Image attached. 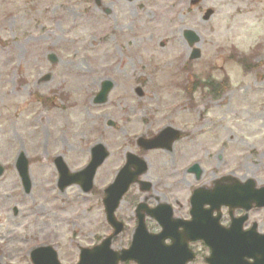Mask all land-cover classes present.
<instances>
[{"label": "rangeland", "instance_id": "1", "mask_svg": "<svg viewBox=\"0 0 264 264\" xmlns=\"http://www.w3.org/2000/svg\"><path fill=\"white\" fill-rule=\"evenodd\" d=\"M185 31L198 36L193 47ZM105 81L107 101L95 105ZM263 123L264 0H0V264H31L39 247L76 264L79 248L111 233L103 189L125 155H141L137 139L165 127L184 138L174 153L145 154L144 180L161 202L163 191L170 200L176 186L196 184L183 172L194 162L204 171L199 183L232 167L263 180ZM96 144L109 155L92 190L59 191L53 160L75 173ZM21 154L29 193L15 168ZM131 207L122 201L116 211L126 232L113 239L114 251L130 243Z\"/></svg>", "mask_w": 264, "mask_h": 264}, {"label": "water", "instance_id": "2", "mask_svg": "<svg viewBox=\"0 0 264 264\" xmlns=\"http://www.w3.org/2000/svg\"><path fill=\"white\" fill-rule=\"evenodd\" d=\"M95 1L98 2V0ZM210 15V11L206 12L204 19L207 20ZM183 36L190 47H193V45L199 41L198 36L191 31H185ZM199 56V50L193 48L190 59L196 60ZM49 59L51 62L56 61L55 57L52 55ZM110 89V82H103L93 103L96 105L104 104L107 101ZM138 94L141 95L139 90ZM177 137L178 132L176 130L166 128L153 140L147 141L140 138L138 140V145L145 151L153 149L169 150L171 143L177 139ZM107 157L108 152L105 147L96 144L91 149V159L87 166L76 173H70L63 160L61 158H56L54 160V165L59 176L58 189L63 191L71 185H78L82 192L88 193L93 187V179L97 169L103 164ZM16 168L25 193H29L31 182L28 175V162L23 154L18 157ZM146 169L147 164L144 160L132 154L127 155L125 166L119 170L112 184L104 191L105 197L103 198V206L106 221L113 229V233L98 246L91 249L81 248L79 262L77 264H119L120 262L128 261H133L136 264H187L192 261L193 257L186 249H179L178 247L174 249L162 245L164 236L167 238L169 237L168 225L171 222H169V215L166 216L167 218L162 217L163 220H168L166 224L160 222L158 218L159 213L156 211H151L149 215L163 224V234L158 236L149 235L144 226L143 216L139 215L130 247L120 252H115L110 248L112 239L123 230V224L116 220L115 212L130 185L140 183L138 182V177L143 175ZM2 172L3 169L0 166V176ZM245 187L246 185H241L239 188L244 190L243 188ZM214 192L215 191H213V193ZM208 203L211 204L210 201H208ZM211 213L212 210H209L208 220L211 227L207 230L208 234L204 237H196V239H203L210 248V255L206 259L208 264H264V242H260L256 245L248 233H240L238 230L235 232L231 230L223 233V236L219 237L216 219L210 218ZM212 221H214L215 229L212 227ZM197 227L200 226L197 225ZM262 239L264 241V237H262ZM30 260L32 264H60L57 259L56 251L51 247L36 248L31 252Z\"/></svg>", "mask_w": 264, "mask_h": 264}, {"label": "flooded vegetation", "instance_id": "3", "mask_svg": "<svg viewBox=\"0 0 264 264\" xmlns=\"http://www.w3.org/2000/svg\"><path fill=\"white\" fill-rule=\"evenodd\" d=\"M93 1L95 5H99V0L98 2ZM123 1L126 2L127 0ZM105 12L108 13V10H105ZM177 131L179 135L171 143L170 149H159L161 152L174 153L173 149L175 145L184 138V134L179 130ZM136 144L142 152L141 155L137 156L146 159L145 154L152 150L144 151L138 145V139ZM217 159L220 160L221 157L218 156ZM126 162L127 155H125L124 164ZM235 168L232 167L223 171L218 176L214 174L213 176L215 178L210 180V182L199 183L202 175H204V171L201 169L199 163H190L183 169V172L196 184H189L186 188L176 186L172 193V199L170 200H165L164 195L170 197L171 190L167 189L163 191L164 194L162 193V196L164 200L161 202L159 197L154 195V184L148 181L147 183L144 180L149 170L147 164L146 172L139 179L147 184H134L130 186L123 196V203L127 202L129 205H132L131 216L135 227L131 232V237L137 226V218L139 215L143 216L146 231L153 236L163 234V224L160 222L166 224L168 220H163L162 217L167 218L166 216L169 215V222H171L168 225L169 237L164 236L162 245L174 249L176 247L186 249L193 257L192 261L187 264L199 262V256L202 252L207 253L201 261L202 264H208L206 259L210 253V248L203 239H196V237H204L208 234L207 230L211 227L208 220V212L210 209L212 210L210 218L216 219L219 237L223 236V233L231 230L234 232L238 230L240 233H248L256 245L264 242L262 239L264 237V178L262 180L256 175L239 176L237 175L238 169ZM260 174L264 177V172ZM240 184L242 186L246 185L243 188L244 190L239 188L241 186ZM168 185H170V182ZM133 187H135L134 189L137 191V194L131 192ZM169 187L171 188L172 185ZM213 191L215 192L213 193ZM11 196V194L7 195L8 198ZM151 211H156L160 214H158L160 222L150 217L149 214ZM212 222V227H214V221ZM150 223H153V226H150ZM197 225L200 227H197ZM123 232H126L125 227ZM129 245L130 243L123 249H127Z\"/></svg>", "mask_w": 264, "mask_h": 264}, {"label": "trees", "instance_id": "4", "mask_svg": "<svg viewBox=\"0 0 264 264\" xmlns=\"http://www.w3.org/2000/svg\"><path fill=\"white\" fill-rule=\"evenodd\" d=\"M216 86L215 84H208L207 85V88L210 89V90H216ZM218 90V89H217Z\"/></svg>", "mask_w": 264, "mask_h": 264}]
</instances>
